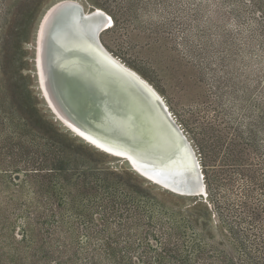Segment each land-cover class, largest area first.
Listing matches in <instances>:
<instances>
[{"label":"rangeland","instance_id":"1","mask_svg":"<svg viewBox=\"0 0 264 264\" xmlns=\"http://www.w3.org/2000/svg\"><path fill=\"white\" fill-rule=\"evenodd\" d=\"M57 1L0 0V264H264V0H80L113 18L105 45L164 97L207 202L51 113L35 35Z\"/></svg>","mask_w":264,"mask_h":264},{"label":"bare ground","instance_id":"2","mask_svg":"<svg viewBox=\"0 0 264 264\" xmlns=\"http://www.w3.org/2000/svg\"><path fill=\"white\" fill-rule=\"evenodd\" d=\"M111 23L114 25V20L105 10L98 6H91L87 10L80 0H58L48 9L35 35L37 50L34 54V68L41 97L50 102L51 113L74 135L87 140L107 155L125 158L132 171L152 184L181 196H205L207 188L199 162L164 97L149 80L115 55L102 40V35L111 28ZM95 33L98 36V46H91V35ZM85 47L89 51L92 47L91 54L101 62L105 56L114 62L117 65L114 71L117 76L134 80L142 87L150 117L148 123L156 124L150 128L149 125L142 124L136 131L134 129L136 148L121 145L120 134L107 139L104 134L93 132L72 114H68L71 99L69 90L78 73H70L68 77L61 72H67L73 68L72 65L80 62L81 52ZM66 57L69 64L63 67L59 60ZM128 83L138 91L137 85ZM112 101L116 105V111L120 112L119 103ZM124 122L133 124L129 116ZM186 145L191 154H188Z\"/></svg>","mask_w":264,"mask_h":264},{"label":"water","instance_id":"3","mask_svg":"<svg viewBox=\"0 0 264 264\" xmlns=\"http://www.w3.org/2000/svg\"><path fill=\"white\" fill-rule=\"evenodd\" d=\"M97 41V34H92L90 45L98 46ZM91 49L92 47L89 51L85 47L81 52L80 62L72 65L73 68L68 70V73L61 72L68 77L70 73H78L69 90L71 99L67 112L93 132L104 134L107 139L120 134L121 145L127 144L136 148L134 129L136 131V128L141 127L142 124L149 125V128L156 124V122L148 123L150 117L145 104L144 91L134 80L135 83L128 80L127 77L117 76L114 72L117 65L106 56L101 62L91 54ZM68 60L66 57L59 62L61 65L63 63V67H66L69 64ZM128 82L137 85L138 91L132 89ZM61 97L63 98V96ZM45 100L48 103V100ZM112 100L119 103L120 112L116 111V105ZM48 105L50 107L49 103ZM127 116L131 117L133 124L128 125L124 122ZM185 148L188 149V154H191L187 145ZM192 178L197 180L195 175ZM198 199L207 202L204 196H200Z\"/></svg>","mask_w":264,"mask_h":264},{"label":"trees","instance_id":"4","mask_svg":"<svg viewBox=\"0 0 264 264\" xmlns=\"http://www.w3.org/2000/svg\"><path fill=\"white\" fill-rule=\"evenodd\" d=\"M212 206H214V207H215V204H214V202H212ZM237 264H241V263H237Z\"/></svg>","mask_w":264,"mask_h":264}]
</instances>
